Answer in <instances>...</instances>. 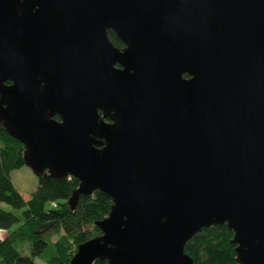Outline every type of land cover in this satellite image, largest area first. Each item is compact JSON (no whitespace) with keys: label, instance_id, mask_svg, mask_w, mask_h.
<instances>
[{"label":"water","instance_id":"obj_1","mask_svg":"<svg viewBox=\"0 0 264 264\" xmlns=\"http://www.w3.org/2000/svg\"><path fill=\"white\" fill-rule=\"evenodd\" d=\"M0 122L112 198L69 264H194L212 224L264 264V0H0Z\"/></svg>","mask_w":264,"mask_h":264},{"label":"trees","instance_id":"obj_2","mask_svg":"<svg viewBox=\"0 0 264 264\" xmlns=\"http://www.w3.org/2000/svg\"><path fill=\"white\" fill-rule=\"evenodd\" d=\"M112 44L122 42L108 32ZM58 119V117H55ZM24 146L0 122V202L21 210V216L0 208V264H69L78 244L100 234L96 221L107 217L112 198L102 191L80 195L73 208L68 204L79 181L72 176L55 178L44 171L28 200L14 188L10 172L24 165ZM13 230L12 227L15 226ZM11 230V231H9ZM232 232L226 224L202 228L185 245L194 264H240L236 260ZM28 245L29 254H24ZM92 264H107L96 259Z\"/></svg>","mask_w":264,"mask_h":264},{"label":"rangeland","instance_id":"obj_3","mask_svg":"<svg viewBox=\"0 0 264 264\" xmlns=\"http://www.w3.org/2000/svg\"><path fill=\"white\" fill-rule=\"evenodd\" d=\"M10 179L12 185L19 192V194L22 196L24 200H28L37 187L36 173L26 165H23L20 168L11 171ZM0 208L10 211L19 217L21 216V210L13 209L5 203L0 202ZM14 227H16V225L13 226L11 230H13ZM5 234H7L6 231L4 230L0 231V237H2ZM23 253L29 254L28 245H25ZM35 263L40 264L39 260L36 258H35Z\"/></svg>","mask_w":264,"mask_h":264},{"label":"flooded vegetation","instance_id":"obj_4","mask_svg":"<svg viewBox=\"0 0 264 264\" xmlns=\"http://www.w3.org/2000/svg\"><path fill=\"white\" fill-rule=\"evenodd\" d=\"M108 32H111V33L115 34L114 32L108 30V31H107V37H108ZM115 36H116V35H115ZM116 37H117V36H116ZM117 38H118V37H117ZM108 39H109V37H108ZM109 40H110V39H109ZM119 40H120V39H119ZM110 42H111V41H110ZM111 43H112V42H111ZM113 46H114V45H113ZM123 46H124V44L122 43V47H121V48H118V47H117V48H118V49H122ZM115 47H116V46H115ZM185 77H186V76H185ZM55 117H57V116H55ZM55 117H54V118H55Z\"/></svg>","mask_w":264,"mask_h":264}]
</instances>
